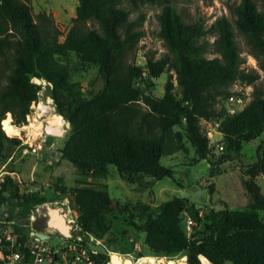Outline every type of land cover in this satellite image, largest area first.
<instances>
[{"label": "trees", "instance_id": "obj_1", "mask_svg": "<svg viewBox=\"0 0 264 264\" xmlns=\"http://www.w3.org/2000/svg\"><path fill=\"white\" fill-rule=\"evenodd\" d=\"M144 2L163 5L160 36L168 51L158 58L149 54L144 66L125 67L123 51L141 36L130 6ZM236 13V26L264 70V0L261 8L255 0H242ZM235 23L226 15L210 25L200 19L187 21L171 0H79L71 26L60 40L54 18L41 12L37 19L30 0H0V159L14 157L11 145L21 146L19 137L5 133L6 125L27 124L31 105L39 98L36 77L50 82L54 112L72 122L60 149L62 157L93 177L107 178L109 165L114 164L128 181L142 175L174 178V168L161 158L187 148V141L194 148L195 162L208 159L214 166L237 157L245 142L264 131V83L257 69L242 66ZM71 52L97 64L104 77V87L90 97L77 91L71 80ZM171 70L181 87L179 94ZM165 71H170L165 90L157 95L152 91L154 78ZM237 81L253 85L252 97L230 113L226 100L238 93L231 89ZM204 120L218 123L226 141V152L219 156L213 153ZM255 167L264 173V140L257 147L252 170ZM248 186L251 199L245 208L224 203L188 237L180 219L186 205L183 197L174 196L154 207L142 201L123 202L106 187L90 182L67 186L58 178L53 184L56 193L69 198L86 236L110 240L113 221L123 217L145 232L148 252L139 256L184 252L190 264H200L199 255L212 264H264V193L251 182ZM44 201L38 191H22L11 173L0 180V206L19 208L23 219ZM13 216L11 212L8 218ZM20 224L17 229L23 231L26 225ZM97 257L98 264L110 260L108 252Z\"/></svg>", "mask_w": 264, "mask_h": 264}, {"label": "rangeland", "instance_id": "obj_2", "mask_svg": "<svg viewBox=\"0 0 264 264\" xmlns=\"http://www.w3.org/2000/svg\"><path fill=\"white\" fill-rule=\"evenodd\" d=\"M171 1L187 21L200 19L207 25H210L222 15L228 16L235 23L237 17L236 7L242 0ZM255 2L260 8L262 7L263 0H255ZM30 4L37 19L38 14L41 12H46L54 18L55 24L61 30L59 38L63 40L71 26L73 16L76 15L79 0H30ZM162 7L163 5L157 2H144L136 7L130 6L131 15L137 20L136 28L141 31V36L132 47L123 51L122 57L125 67L129 63L144 66L149 54H153L158 58L167 53L168 48L160 36V13ZM235 36L241 55L244 57L242 66L247 70L257 69L260 74L259 80L264 83V70L260 66V61L250 52L251 47L248 39L238 29L236 23ZM68 62L71 67V80L74 83V87L83 96L90 97L104 87L105 80L97 64L82 61L81 57L74 52L68 55ZM169 72L165 71L159 78H154L156 83L152 91L155 94L161 95L164 93V83ZM171 72H173L175 91L179 94L181 87L177 83L176 73L174 70H171ZM135 83L136 85H143L140 81H136ZM39 84V98L31 105L30 117L27 116V124L18 126L21 128V135H9L2 123L7 135L20 138L21 146H10L13 147L14 157L6 166L2 165L5 159H0V180L3 179L6 173H10L6 171H18L21 174L22 180H19L16 173L11 174L21 183V190L38 191L46 199V201L37 205L32 210V212L37 214V220H32L31 227L27 224V228H36V226L42 224L43 220L49 216L46 211H50L49 207H53V209L59 208L60 210H62V207L67 208L69 218L75 217V214H78L70 207L69 198L59 195L54 190L53 184L58 178H62L67 186L80 185L82 182L94 183L98 187L104 186L111 196L119 198L123 202L142 201L154 207L160 206L163 202L174 196L183 197L186 205L180 212V219L188 237L208 223V216L214 209L222 208L225 204L230 208H245L251 199L248 182H251L259 191L264 193V173L257 167L252 170L253 164L257 159V147L264 140V131L257 138L245 142L237 157L225 160L214 166L208 159H200L195 162L194 148L187 141V148L172 155H163L161 158L163 164L174 168V178L164 177L154 180L151 176L142 175L137 181H128L120 175L114 164L109 165L110 173L104 179L93 177L91 172H81L69 160L62 157L60 150L64 139L70 134L72 126L67 125V117L65 115L53 112L56 110V106L53 98L50 96V82L45 80L39 82ZM231 89L244 97V105L250 101L253 85H245L241 81H237L232 85ZM51 113L59 114L60 122L53 123L48 117ZM31 122H38L37 124L42 126V136L40 134L37 137H33L34 134L28 133L27 126ZM203 124L208 130L214 155L219 156L226 152V141L218 130L216 122L204 120ZM57 125L59 127L58 130L48 129V126L54 128ZM46 134L47 138L45 137ZM42 138H46V141H43ZM28 142H39L41 144L39 151L32 152L28 146ZM221 145H223V148H221ZM7 159L11 158L8 157ZM33 170L35 174H32ZM34 177L38 180L32 181L31 178ZM211 187H213V192H211ZM200 209L204 211V214L203 216L196 217ZM11 212L14 213L12 219L17 222V225H21L20 223H23L26 219L21 218L19 208L8 205L0 206V213L4 217H8ZM261 214H264V211H261ZM190 217L195 218L196 222L189 233L187 219ZM25 223H29V221ZM55 231L56 233L50 238V243L52 244L62 240L58 230ZM112 233L113 235L110 240L98 238L93 234L95 238L107 246L110 255L109 262L112 261V252H120L126 256L130 255L133 259L141 257L139 256L141 252H148L147 247L144 245L145 232L135 229L123 217L113 221ZM86 237L91 238L90 235ZM183 254L184 252L173 255L159 253L155 256L157 257L158 264H167L172 260H180L190 264L187 255ZM199 257L200 255L196 258V261H199L200 264H212L204 256L201 257L202 261ZM204 259L206 261L203 263Z\"/></svg>", "mask_w": 264, "mask_h": 264}, {"label": "built area", "instance_id": "obj_3", "mask_svg": "<svg viewBox=\"0 0 264 264\" xmlns=\"http://www.w3.org/2000/svg\"><path fill=\"white\" fill-rule=\"evenodd\" d=\"M244 103V97L239 94H231L226 100L230 113L237 112ZM27 116L30 117L29 114ZM46 138H42L43 141H46ZM28 146L32 152H38L41 144L28 142ZM65 209L67 210V222L71 224L70 233L60 234L62 240L54 244L50 243V238L56 231L47 232L46 237L38 235L35 228L26 227L23 231H19L14 219L4 217L0 213V264H98L97 255L101 252L90 247L89 241L91 239L95 242L100 241L91 233L89 234L91 238L86 237L78 222V214L69 218L68 209ZM203 214L204 211L200 209L198 216H203ZM32 220H37L35 212H32L22 224L26 226L29 224L31 227ZM27 221L29 223H25ZM195 222V218L187 219L189 233Z\"/></svg>", "mask_w": 264, "mask_h": 264}, {"label": "bare ground", "instance_id": "obj_4", "mask_svg": "<svg viewBox=\"0 0 264 264\" xmlns=\"http://www.w3.org/2000/svg\"><path fill=\"white\" fill-rule=\"evenodd\" d=\"M43 81H45V80H42L41 82H43ZM46 111H47V114H48V108L46 109ZM48 117L51 119V121L53 123L54 122L55 123L60 122L59 121L60 120V115L57 114V113H51V114L48 115ZM37 123L31 122V124L29 126H27L28 133L34 134L33 137H37V135L39 136L43 132L42 126L40 124H37ZM58 125H57V127L55 126L56 129H55V127L53 128V127H49V126H48V129L49 130H58V128H59ZM6 131L10 135H21V132H20L21 128H19L18 126H16L13 123L6 125ZM45 137H47V134L45 135ZM46 211L48 212L49 216H48V218L43 220V224L44 225H51L52 227H56V228H61L63 231H65L62 228L61 225H58L56 223L59 220H61V218H63L62 215H61L60 210L50 208V211L49 210H46ZM40 226H41V224H40ZM114 253L115 254H113L112 261L110 262V264H146V263L158 264L157 263V257L155 255L147 254V255H144V256H141V257L133 259L130 255L126 256V255L121 254L120 252H114ZM126 259H128V260L126 261ZM205 261L206 260L204 259L203 263ZM167 264H187V263L183 262V261H180V260H178V261L172 260V261H169Z\"/></svg>", "mask_w": 264, "mask_h": 264}, {"label": "water", "instance_id": "obj_5", "mask_svg": "<svg viewBox=\"0 0 264 264\" xmlns=\"http://www.w3.org/2000/svg\"><path fill=\"white\" fill-rule=\"evenodd\" d=\"M42 80H45V79H40V78H38V77H36L35 78V81L36 82H41ZM67 125L68 126H72V122H71V119L69 118V117H67ZM50 208V207H49ZM57 210H60L59 208L57 209ZM60 212H61V215H62V217L63 218H61V220H59L58 222H56L58 225H61L62 226V228L65 230V231H63L61 228H54V227H51V228H48L47 230H45V229H38V228H35L36 229V233L38 234V235H40V236H42V237H46L47 236V232H51V231H55V229H57L58 230V233L59 234H65V235H67V234H69L70 233V228H71V224H69L68 222H67V210L64 208V207H62V210H60ZM89 246L90 247H92V248H94V249H97V250H99L100 252H109V250H108V248H107V246L104 244V243H102V242H95V241H93L92 239L89 241ZM113 254H115L114 252H112V255H111V257H113ZM128 259H126V261H127ZM186 260V259H185ZM125 261V262H126ZM211 263V262H210Z\"/></svg>", "mask_w": 264, "mask_h": 264}, {"label": "crops", "instance_id": "obj_6", "mask_svg": "<svg viewBox=\"0 0 264 264\" xmlns=\"http://www.w3.org/2000/svg\"><path fill=\"white\" fill-rule=\"evenodd\" d=\"M53 135V134H52ZM11 159H7V160H3V166H6L11 160H12V156L10 157ZM50 165V164H49ZM47 166V165H46ZM6 172H10V173H13V174H15L16 173V175L18 176V178H19V180H22L21 179V174L18 172V171H15V170H12V171H6ZM34 172V173H33ZM32 174H35V171L33 170L32 171ZM31 180L33 181V180H38L37 178L35 179V177L34 178H31ZM47 206V205H46ZM51 208V207H50ZM53 208V207H52ZM55 209V208H54ZM52 226L51 225H44L43 223L41 224V226L39 225L38 227H36V228H38V229H48V228H51ZM54 228H56V227H54Z\"/></svg>", "mask_w": 264, "mask_h": 264}]
</instances>
